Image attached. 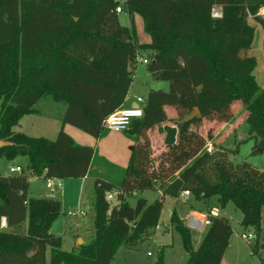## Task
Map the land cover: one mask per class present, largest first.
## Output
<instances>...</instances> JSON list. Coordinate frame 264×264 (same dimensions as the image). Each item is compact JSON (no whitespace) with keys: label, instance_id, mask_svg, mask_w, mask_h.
Segmentation results:
<instances>
[{"label":"trees","instance_id":"trees-1","mask_svg":"<svg viewBox=\"0 0 264 264\" xmlns=\"http://www.w3.org/2000/svg\"><path fill=\"white\" fill-rule=\"evenodd\" d=\"M119 0H0V159H27L20 174H0V264H116L121 247L137 248L153 237L165 197L181 201L188 190L199 202L216 197L219 205L233 203L241 225L255 235L253 254L264 263V170L248 161L234 164L225 148L208 150L204 122L234 121L233 104L247 112L252 154L264 153V89L257 84L252 46L264 0H125L131 16H142L149 43L141 44L121 24ZM222 6V16L212 8ZM241 50L244 59L239 58ZM140 51H147V70L168 90L150 89L144 114L127 133L135 144L117 182L95 177L93 231L76 251L61 249V237L51 231L61 213L54 198L30 196L32 176L84 178L95 150L79 144L62 127L55 139L15 131L26 114L46 96L66 104L63 126L73 125L99 138L109 130L106 118L119 110L133 82ZM167 108L177 118L167 123ZM194 109L198 114L184 120ZM164 133L165 149L153 155L149 130ZM157 161V162H156ZM160 190L152 203L128 197L139 191ZM119 191L118 203L105 198ZM170 223L188 253L183 264H222L233 229L225 216L209 213L210 223L197 248L191 231L176 209ZM160 248L155 264H167Z\"/></svg>","mask_w":264,"mask_h":264},{"label":"rangeland","instance_id":"rangeland-1","mask_svg":"<svg viewBox=\"0 0 264 264\" xmlns=\"http://www.w3.org/2000/svg\"><path fill=\"white\" fill-rule=\"evenodd\" d=\"M125 0H119V5L123 7ZM119 20L122 25L133 31L134 38L141 44L151 41L150 35L144 28L143 18L140 14L135 13L133 16L122 8ZM250 23L257 26V22L250 17ZM252 47L247 52L248 57H254L256 67L253 70L257 84L264 89V29L259 24L252 38ZM254 51V52H253ZM147 51H140L138 56L137 67L135 69V77L133 79L132 91L133 95H147L150 89L168 90V82L163 80H154L147 70V64L143 62L146 59ZM36 113L24 115L18 125L14 127L15 131L24 132L30 136H44L49 139H55L62 127L66 133L71 135L75 141L82 145H87L95 150V156L91 163V172L87 180L80 178L59 179L54 178V186L49 188L47 180L43 177L32 176L28 193L30 196H49L61 202V213L53 222L51 231L61 237V249L65 251H76L78 247L90 240L93 228V200L94 180L95 177L110 179L117 182L121 177V170L126 168L135 144V138L127 133L126 130H106L99 138L77 128L73 125L66 124L63 126L62 119L65 113L66 104L53 99L52 96L42 98L36 104ZM234 121L225 124V127L214 132L215 127L205 125L200 128V132L209 136V144L212 148L222 147L230 153L237 150L236 153L230 154V160L234 164L243 161L250 162L253 166L260 170H264V153L253 155V140L249 139L248 125L245 122L247 112L243 105L236 101L233 104ZM169 124H174L177 118L173 108H167ZM154 157H158L165 149L164 133L159 131L156 126L148 132ZM157 162V161H156ZM20 164L26 167L27 159L19 156L16 159L8 160L0 159V174L9 173V167ZM61 183V184H59ZM160 197L158 190L149 189L139 191L128 197V201L135 206L138 198L147 199L148 203H152ZM189 198V199H188ZM117 200L110 202L111 206L117 204ZM174 204L179 208L182 215L186 210L195 207L198 212H209V205L215 215H221L228 218L232 225V235L230 237V245L224 254L222 264H264L261 263L260 257L253 254L252 246L255 238L243 239L242 234L252 233L250 229L245 230L241 225L243 218L242 212L235 207L233 203H228L225 207H221L216 197H211L207 202L197 203L192 195L182 198L181 201L175 203L171 196L165 197L164 209L158 227L154 231L153 237L144 240L137 248L121 247L116 253L114 263L116 264H155L158 258L161 246L168 244L166 249L167 264H183L188 256L180 235L173 230L169 209L174 208ZM83 210L85 214H80ZM72 213V214H70ZM194 215L201 217L200 214ZM185 218V219H184ZM185 225L191 231V244L193 248H197L203 238L205 230H198L188 226L187 217L183 216ZM163 227H167L168 231L164 232ZM82 239L83 242L79 243ZM49 253L47 260L49 264Z\"/></svg>","mask_w":264,"mask_h":264},{"label":"built area","instance_id":"built-area-1","mask_svg":"<svg viewBox=\"0 0 264 264\" xmlns=\"http://www.w3.org/2000/svg\"><path fill=\"white\" fill-rule=\"evenodd\" d=\"M116 11L121 12L122 7L117 6ZM212 15L214 17H221L222 16V6L215 5L212 8ZM143 62L147 63L148 60L143 59ZM145 102H146V99L142 96H139V97H137V100H136V103H137L136 106L129 107V108L122 109V110H117L114 113L110 114L105 120L106 127L109 130H121V129L126 130V129H128V127L130 126L133 119L140 118L143 116ZM210 145L211 144L208 145L209 151H211L213 149L212 146H210ZM23 170H24L23 166L19 165V164L9 167V173L10 174H20L23 172ZM47 179H48L47 180V186L52 189V187L55 184V181L53 180L54 178H47ZM59 184H61V183H59ZM118 193H119V191H117V190L109 191L106 193L105 198L108 202H111L112 200H117ZM190 194L191 193L188 190H185L182 192L181 198L188 197V195H190ZM209 213L210 212H203L201 217H198L194 214L188 215L187 216L188 226L191 228H194V229L204 230L205 227L210 223ZM70 214H72V213H70ZM80 214H85V213L83 210H81ZM162 230L164 232H167L168 228L163 227ZM242 238L248 240V239L255 238V235L252 233H248V234L243 233Z\"/></svg>","mask_w":264,"mask_h":264},{"label":"crops","instance_id":"crops-1","mask_svg":"<svg viewBox=\"0 0 264 264\" xmlns=\"http://www.w3.org/2000/svg\"><path fill=\"white\" fill-rule=\"evenodd\" d=\"M122 7V6H121ZM123 8V7H122ZM264 9V7H262L260 10H259V12H258V15H260L261 17H263L264 18V13H262V10ZM123 11H121V12H118V15L120 14V13H122ZM259 24H257V26H258ZM257 26H255V31H256V29H257ZM253 41V40H252ZM252 47V50H253V46H251ZM254 52V51H253ZM146 59H148V58H146ZM134 77H135V74H134V76H133V79H134ZM132 85H133V82H132ZM132 85H131V87H130V90H129V92H128V95L126 96V99H125V102H124V104L121 106V108L119 109V110H122V109H126V108H129V107H133V106H135V103H136V100H137V97H139V96H142V97H144V98H146V96L145 95H142V94H138V95H133L132 93H131V91H132ZM211 124H213L212 126L213 127H215V128H217V129H215V131L214 132H217L218 130H220V129H222V128H224L225 127V124H228V123H224V122H222V123H219V122H216V121H208V122H205V125H207V126H209V125H211ZM64 128V127H63ZM20 165V164H19ZM92 169V167H90V170ZM5 175H9V174H7V173H5ZM88 177H89V175L88 176H86V177H84V178H80L81 180H87L88 179ZM159 191V193L161 194V191L160 190H158ZM44 197H48V198H52V197H49V196H44ZM185 198H187V197H185ZM189 199V198H188ZM217 199V198H216ZM174 200H175V203H177V202H179L176 198H174ZM195 200V199H194ZM195 202H197V203H203V202H199V201H196L195 200ZM204 202H207V201H204ZM218 202V201H217ZM173 209H176L177 210V212L179 213V215H180V217L183 219V216H185V217H187L188 215H190V214H195V213H197V214H200V215H202V213H200V212H198V210H196V209H198V208H195V207H192V208H190L189 210L187 209L186 210V213L184 214V215H182V213L180 212V210H179V208L178 207H176L175 206V204H174V208H170L169 209V217H170V215H171V213H172V211H173ZM209 212H212V207L209 205ZM213 213V212H212ZM185 219V218H184ZM4 229H7V220H6V217H0V230H4ZM170 243H168V244H165V245H169ZM223 260H224V258H223ZM223 260H222V263H223Z\"/></svg>","mask_w":264,"mask_h":264},{"label":"water","instance_id":"water-1","mask_svg":"<svg viewBox=\"0 0 264 264\" xmlns=\"http://www.w3.org/2000/svg\"><path fill=\"white\" fill-rule=\"evenodd\" d=\"M239 58L241 59H244L245 57V51L244 50H241L238 54ZM137 105V103H135V106ZM198 114V111L196 109H194L189 115H187L184 120H190L192 119L193 117H195L196 115ZM12 142L10 141H5V140H0V147H3V146H8V145H11ZM83 240L80 239L79 240V243H82Z\"/></svg>","mask_w":264,"mask_h":264},{"label":"bare ground","instance_id":"bare-ground-1","mask_svg":"<svg viewBox=\"0 0 264 264\" xmlns=\"http://www.w3.org/2000/svg\"><path fill=\"white\" fill-rule=\"evenodd\" d=\"M262 13H264V9L262 10Z\"/></svg>","mask_w":264,"mask_h":264}]
</instances>
